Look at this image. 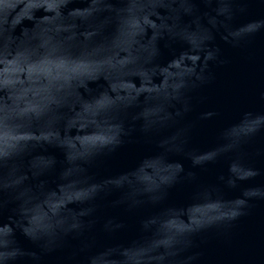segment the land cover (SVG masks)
<instances>
[{
    "label": "water",
    "instance_id": "1",
    "mask_svg": "<svg viewBox=\"0 0 264 264\" xmlns=\"http://www.w3.org/2000/svg\"><path fill=\"white\" fill-rule=\"evenodd\" d=\"M0 264H264V0H0Z\"/></svg>",
    "mask_w": 264,
    "mask_h": 264
}]
</instances>
